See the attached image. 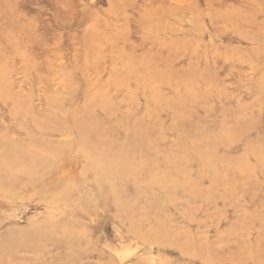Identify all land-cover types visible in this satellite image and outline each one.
Returning a JSON list of instances; mask_svg holds the SVG:
<instances>
[{"label": "rangeland", "instance_id": "obj_1", "mask_svg": "<svg viewBox=\"0 0 264 264\" xmlns=\"http://www.w3.org/2000/svg\"><path fill=\"white\" fill-rule=\"evenodd\" d=\"M1 186L0 264H264V0H0Z\"/></svg>", "mask_w": 264, "mask_h": 264}, {"label": "bare ground", "instance_id": "obj_2", "mask_svg": "<svg viewBox=\"0 0 264 264\" xmlns=\"http://www.w3.org/2000/svg\"><path fill=\"white\" fill-rule=\"evenodd\" d=\"M28 171V170H27ZM29 171H31V170H29ZM92 171V167L91 166H89L86 170H85V175H87V174H89L90 172ZM20 173H21V171H19ZM26 172V171H25ZM32 173V172H31ZM22 174H24V173H22ZM25 175V174H24ZM32 177L33 176H31V180H30V182H28L29 183V185L30 186H33V187H36V185H35V183H34V180H32ZM30 178V177H29ZM28 178V179H29ZM38 180V179H37ZM40 182V181H39ZM47 182V181H46ZM27 183V184H28ZM37 183V182H36ZM45 183V182H44ZM11 185V184H10ZM39 185H41V184H39ZM25 186V185H24ZM23 186V187H24ZM13 187V186H12ZM11 187V188H12ZM22 186H20V188H21ZM28 187V186H27ZM27 187H25V188H27ZM21 190H22V188H21ZM25 190V189H24ZM16 191H18V190H16ZM16 191H14V190H12V189H7V188H4V187H0V197L2 198V199H4L6 202H7V204L8 205H11V204H13L12 202H11V199L12 198H15V197H17V196H14L13 197V195H15L14 193H18V192H16ZM20 191V190H19ZM23 192V191H22ZM22 192H20V193H22ZM21 196V195H20ZM19 196V197H20ZM23 197V196H22ZM16 199V198H15ZM154 264V263H153Z\"/></svg>", "mask_w": 264, "mask_h": 264}]
</instances>
